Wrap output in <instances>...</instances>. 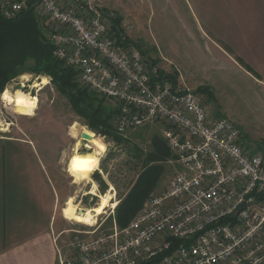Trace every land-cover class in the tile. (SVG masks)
<instances>
[{
	"label": "built area",
	"instance_id": "built-area-1",
	"mask_svg": "<svg viewBox=\"0 0 264 264\" xmlns=\"http://www.w3.org/2000/svg\"><path fill=\"white\" fill-rule=\"evenodd\" d=\"M27 8L48 20L53 56L79 85L116 104L115 132L168 125L180 168L126 226L113 220L108 232L75 238L57 264H264V149L214 119L180 77L162 75L95 0H0L6 19Z\"/></svg>",
	"mask_w": 264,
	"mask_h": 264
},
{
	"label": "rangeland",
	"instance_id": "rangeland-1",
	"mask_svg": "<svg viewBox=\"0 0 264 264\" xmlns=\"http://www.w3.org/2000/svg\"><path fill=\"white\" fill-rule=\"evenodd\" d=\"M95 3L119 19L122 29L120 32L125 33L126 40L136 45L147 61L154 63L163 75L170 73L182 78L183 74L178 75L182 68L186 71L192 69V81L186 82L184 77L182 81L188 88L197 91L213 118L231 121L239 128L246 141L264 149V82L248 80L244 74H238L226 65V72L217 71L210 67L212 64H208V59L192 57L191 63H186L185 55H195V51L192 43L187 42L185 37L184 23L188 24L190 9L182 0H95ZM40 19L44 21L45 31L43 25L41 28L48 37V20ZM42 79L46 81L45 84H41ZM33 83L39 86L33 87ZM17 85L23 87L22 95L36 98V109L33 116H21L15 113L13 106L2 101L0 95V134L29 136L47 148L48 164H56L54 167L60 182L59 188L69 192L66 194L73 198L72 206L83 210L95 207L98 197L88 194L90 184H73L66 171L67 161L72 156L75 145V140L70 138V128L77 124L89 131L83 127L84 121L72 111L68 99L55 90L48 78L26 73L10 82L4 91L14 96ZM105 106L109 110L116 108V104L111 101H107ZM168 129V125L157 122L131 130L122 136L129 139V142L120 145L107 138L97 137L93 146L103 153L97 169L89 177L97 187L96 193H112L117 206L142 170V160L135 158L132 148L137 147L144 157L151 150L152 137L164 138L163 131ZM77 150L80 154L88 152L83 146H79ZM160 167L161 177L150 188L149 197L163 192L180 171L173 158ZM61 205L62 203L58 207L59 211ZM116 206L107 207L92 226L62 218L64 232L59 235L60 248L66 250L67 245L75 238L94 237L108 232L115 219Z\"/></svg>",
	"mask_w": 264,
	"mask_h": 264
},
{
	"label": "crops",
	"instance_id": "crops-1",
	"mask_svg": "<svg viewBox=\"0 0 264 264\" xmlns=\"http://www.w3.org/2000/svg\"><path fill=\"white\" fill-rule=\"evenodd\" d=\"M182 1L190 9L185 37L195 51L185 55L186 63L208 59L217 71L226 72V65L264 82V0ZM192 71L182 68L178 75L190 82ZM48 153L29 136L0 134V264H57L58 250L69 255L58 239L73 198L59 188Z\"/></svg>",
	"mask_w": 264,
	"mask_h": 264
},
{
	"label": "trees",
	"instance_id": "trees-1",
	"mask_svg": "<svg viewBox=\"0 0 264 264\" xmlns=\"http://www.w3.org/2000/svg\"><path fill=\"white\" fill-rule=\"evenodd\" d=\"M43 22L31 8L11 19H6L0 13V95L10 82L23 74L44 76L59 94L68 99L72 111L84 121L83 127L94 133V140L100 137L116 145L128 143L129 139L118 135L112 126L116 108L107 109L105 104L109 100L82 88L76 73L54 58ZM114 25L117 29L119 19ZM243 67L250 72L248 67ZM132 149L135 158L142 160V170L115 208L114 220L119 228L126 226L141 209L150 196V188L161 177L160 165L172 158L165 138L158 136L152 137L151 150L144 157L137 147Z\"/></svg>",
	"mask_w": 264,
	"mask_h": 264
},
{
	"label": "bare ground",
	"instance_id": "bare-ground-1",
	"mask_svg": "<svg viewBox=\"0 0 264 264\" xmlns=\"http://www.w3.org/2000/svg\"><path fill=\"white\" fill-rule=\"evenodd\" d=\"M41 82V84L46 83L45 80ZM37 86H39L37 83L33 85V87ZM22 93V91L17 90L15 91V95L12 96L8 92H3L1 94V100L6 102L7 105L13 106L16 114L25 117L33 116V112L36 109V98H30L28 95H22ZM81 133H86L92 137L90 141L85 142L84 148L88 152L84 154H80L77 150L78 147L81 146ZM70 138L75 140V145L74 150L72 149L73 154L67 161L66 170L75 184H80L81 182L90 184L91 188L88 194L97 195L98 204L93 208L85 210L70 206L65 212V216L69 221L92 226L96 223V218L101 215L107 207H115L116 202L113 201V194L110 192L104 195H98L96 193V185L89 179L90 174L97 169L100 157L103 153V151L94 148L93 134L86 129L80 128L77 124H73L70 128ZM74 161H76V163H74Z\"/></svg>",
	"mask_w": 264,
	"mask_h": 264
},
{
	"label": "water",
	"instance_id": "water-1",
	"mask_svg": "<svg viewBox=\"0 0 264 264\" xmlns=\"http://www.w3.org/2000/svg\"><path fill=\"white\" fill-rule=\"evenodd\" d=\"M16 89L19 91H23V87L21 85H17ZM80 138L82 140L81 146H83V147H84L86 141H90L92 139V137L86 133H81Z\"/></svg>",
	"mask_w": 264,
	"mask_h": 264
},
{
	"label": "snow or ice",
	"instance_id": "snow-or-ice-1",
	"mask_svg": "<svg viewBox=\"0 0 264 264\" xmlns=\"http://www.w3.org/2000/svg\"><path fill=\"white\" fill-rule=\"evenodd\" d=\"M74 163H76V161H74Z\"/></svg>",
	"mask_w": 264,
	"mask_h": 264
}]
</instances>
